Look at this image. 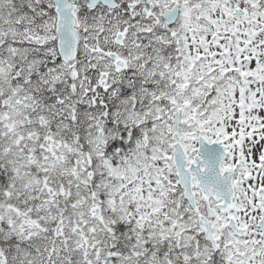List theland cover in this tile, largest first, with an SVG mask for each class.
I'll return each instance as SVG.
<instances>
[{"label":"snow or ice","instance_id":"obj_1","mask_svg":"<svg viewBox=\"0 0 264 264\" xmlns=\"http://www.w3.org/2000/svg\"><path fill=\"white\" fill-rule=\"evenodd\" d=\"M0 264H264V0H0Z\"/></svg>","mask_w":264,"mask_h":264}]
</instances>
